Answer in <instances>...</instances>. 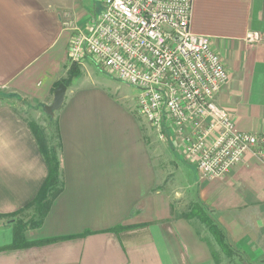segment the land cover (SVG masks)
I'll list each match as a JSON object with an SVG mask.
<instances>
[{"label": "crops", "instance_id": "1", "mask_svg": "<svg viewBox=\"0 0 264 264\" xmlns=\"http://www.w3.org/2000/svg\"><path fill=\"white\" fill-rule=\"evenodd\" d=\"M192 10V31L210 38L229 74L218 104L240 130L264 135V0H194ZM101 12L102 0H0V88L48 106L71 66V37ZM88 61L54 115L64 189L43 225L25 232L29 242L56 241L11 246L8 218L35 200L49 169L30 120L0 105V264H223L211 234L182 218L183 192L163 188L161 156L213 211L238 263L264 264V159L249 151L222 178L203 177L182 139L162 142L137 105L84 82Z\"/></svg>", "mask_w": 264, "mask_h": 264}, {"label": "built area", "instance_id": "2", "mask_svg": "<svg viewBox=\"0 0 264 264\" xmlns=\"http://www.w3.org/2000/svg\"><path fill=\"white\" fill-rule=\"evenodd\" d=\"M87 33L76 32L71 62L87 57L139 91L137 107L158 137L182 139L205 178H222L249 151L264 159V135L240 130L217 96L229 81L207 35L191 29L194 0H102ZM247 41L262 39L249 32Z\"/></svg>", "mask_w": 264, "mask_h": 264}, {"label": "trees", "instance_id": "3", "mask_svg": "<svg viewBox=\"0 0 264 264\" xmlns=\"http://www.w3.org/2000/svg\"><path fill=\"white\" fill-rule=\"evenodd\" d=\"M78 63H71L69 67L67 77L61 79L56 87L60 83H65L69 86L73 79L78 78L81 75V67ZM46 105H38L39 108H43L45 111ZM46 112V111H45ZM47 113V112H46ZM51 123L55 124L54 115L47 114ZM29 126L33 132V135L39 145L41 153L43 154L46 164L49 169V175L41 186L40 191L33 200V202L25 209L13 214L11 216L10 223L14 224V241L11 245L13 248L26 247L31 244H45L48 242L56 241L59 238L54 239H44L36 242H29L25 238V232L29 229L39 228L43 225L48 213L51 210L54 199H56L64 189V183L62 180V163H61V151H62V141L60 134L55 124V131L57 143L56 146L50 147L46 135H44L43 129H41L36 122L28 121ZM188 209L181 213L182 218H186L192 222H201L205 225V229L213 237L214 242L219 247L221 253L224 254L225 258L228 259H237V250L230 245L228 241V234L220 223L214 218L213 211L210 208L206 207L205 204L198 199L197 201H192L187 207ZM33 210L34 217H31L29 221L24 222L20 219V216H23L26 211ZM0 217H2L0 215ZM214 258L218 259V253L215 250L213 252Z\"/></svg>", "mask_w": 264, "mask_h": 264}, {"label": "rangeland", "instance_id": "4", "mask_svg": "<svg viewBox=\"0 0 264 264\" xmlns=\"http://www.w3.org/2000/svg\"><path fill=\"white\" fill-rule=\"evenodd\" d=\"M86 61H88V66L86 65L85 68L84 82H87L88 84L94 87L105 90L115 99L121 101L122 103H126V105H137L139 91H137L138 89L136 87L125 83L124 81H121L119 79H116L114 75L112 76L111 73L98 66V64L89 57H87L84 62L86 63ZM83 63H78L80 65L79 67H81L82 70ZM1 104L14 105V110H16L19 114L23 115L28 120L36 122V124L41 129H43L45 133L44 135H46L50 147L56 146L57 139L56 134H54L56 133L55 124L51 123L47 113L43 110V108H39L38 105H31L28 100L22 98L21 96L9 93L6 90L0 88V105ZM162 142L165 143V141ZM160 162L161 164L163 163L165 169H167L166 178L163 182V188L164 186H167L168 188L177 187L180 191L183 192V194L175 200V204L179 208L180 213H183L188 209L187 207L190 205V203L195 200L194 196L191 194L190 189L185 186L186 182H184V178L182 179L176 173V161H173L171 158H162L161 156ZM32 213L33 210H28L25 212V214H23V216H20L19 218L22 219L24 222L29 221L31 217H34ZM8 219L10 221L12 218ZM195 224L200 229H202V231L205 233V236H208V234H210L206 231V227L204 224L199 221H195ZM223 259V264H239L238 259L232 260L228 259L227 257Z\"/></svg>", "mask_w": 264, "mask_h": 264}, {"label": "water", "instance_id": "5", "mask_svg": "<svg viewBox=\"0 0 264 264\" xmlns=\"http://www.w3.org/2000/svg\"><path fill=\"white\" fill-rule=\"evenodd\" d=\"M67 85L65 83H60L54 90L53 100L48 106H45V111L49 115H55V112L60 110L63 106L67 93Z\"/></svg>", "mask_w": 264, "mask_h": 264}]
</instances>
